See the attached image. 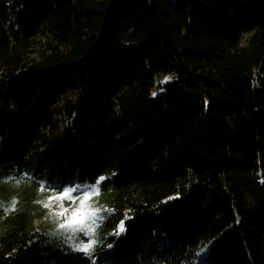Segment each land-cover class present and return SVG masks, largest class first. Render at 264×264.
Segmentation results:
<instances>
[{"label":"trees","instance_id":"obj_1","mask_svg":"<svg viewBox=\"0 0 264 264\" xmlns=\"http://www.w3.org/2000/svg\"><path fill=\"white\" fill-rule=\"evenodd\" d=\"M24 174L103 177L126 231L88 255L18 211L0 264H264V0H0V179Z\"/></svg>","mask_w":264,"mask_h":264},{"label":"rangeland","instance_id":"obj_2","mask_svg":"<svg viewBox=\"0 0 264 264\" xmlns=\"http://www.w3.org/2000/svg\"><path fill=\"white\" fill-rule=\"evenodd\" d=\"M103 182V181H102ZM101 181L99 179L95 183L82 185L79 183L69 184L66 186L59 184H50L46 180H38L29 175H20L4 177L0 179V238L8 227V220L18 211L27 210L29 213L28 229L30 231H43L50 237L61 238L64 243L72 250L73 243L89 242L90 236L77 232L74 239L69 237L72 235L70 231L60 228V224L76 221L73 226L81 220L85 219V213L88 208H81V204L92 205L94 209H100L102 220L97 222L95 226V244L94 248L99 245L104 236L121 233L126 231L124 222V231H119L118 225L116 230H102V224L107 217L113 212L112 194L110 192L101 191ZM77 189L71 192V189ZM43 189V191L41 190ZM65 191H69V195L60 197ZM91 193L88 201H83L85 194ZM98 193V194H97ZM15 201L14 210H9ZM47 205V206H45ZM64 209H67L65 212ZM77 209L80 211L77 212ZM107 210V211H105ZM63 212V215H59ZM86 223L90 221L86 220ZM208 247L201 248L197 252V260L201 261L208 254ZM76 251V250H74ZM81 252V251H77ZM84 253V252H83Z\"/></svg>","mask_w":264,"mask_h":264},{"label":"snow or ice","instance_id":"obj_3","mask_svg":"<svg viewBox=\"0 0 264 264\" xmlns=\"http://www.w3.org/2000/svg\"><path fill=\"white\" fill-rule=\"evenodd\" d=\"M170 79V78H168ZM166 82V81H165ZM103 177L99 178V181H103ZM43 191V189H41ZM71 192L77 191V189L73 188L70 190ZM98 194V193H97ZM69 195V191H65L63 195L60 197L61 200H63L64 197ZM91 193L85 194V196L82 198L83 201H88L90 199ZM47 206V205H45ZM81 208H88V212L85 213V219L79 220L75 226H73V222L76 221V217H73V222H67V223H62L60 224L61 229H65L66 231H70L72 235L69 237L70 239H74L75 235L77 232L83 233L87 236L91 237V240L87 243L85 242H80V243H73V248L76 251H81L84 252L85 254L91 255L93 251V245L95 244V226L97 225V222L99 220L103 219V216L100 215V209H94L92 205H85L81 204ZM15 208V201H13L12 207L9 210H14ZM66 212L67 209H64ZM80 210L77 209V212ZM107 211V210H105ZM59 215H63V212L60 213ZM88 220L90 223H86L85 221ZM119 231H124V226L123 223L119 226Z\"/></svg>","mask_w":264,"mask_h":264}]
</instances>
